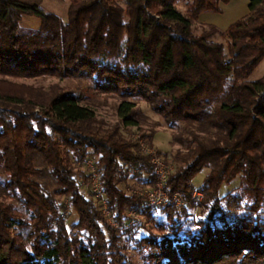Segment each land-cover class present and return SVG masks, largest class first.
Masks as SVG:
<instances>
[{
    "label": "trees",
    "instance_id": "1",
    "mask_svg": "<svg viewBox=\"0 0 264 264\" xmlns=\"http://www.w3.org/2000/svg\"><path fill=\"white\" fill-rule=\"evenodd\" d=\"M231 1L191 0L182 14L177 0H70L64 21L42 0H0V264H139L132 253L141 264H264V77L250 80L264 60V0H251L250 14L225 32L194 30L203 13L222 14ZM25 15L39 28H23ZM47 78L92 80L119 97L125 131L139 125L131 99L181 127L166 190L183 205L150 207L129 192L130 180L152 189L157 175L120 125L108 129L58 85L16 82ZM153 136L143 135L150 147ZM86 159L109 216L86 196L90 175L77 167ZM237 179L239 194L221 197Z\"/></svg>",
    "mask_w": 264,
    "mask_h": 264
},
{
    "label": "rangeland",
    "instance_id": "2",
    "mask_svg": "<svg viewBox=\"0 0 264 264\" xmlns=\"http://www.w3.org/2000/svg\"><path fill=\"white\" fill-rule=\"evenodd\" d=\"M250 1L251 0H232L230 4L222 5V14H216L212 12L203 13L200 16L199 20L194 23V30L197 34H201L204 30H207L210 25H212L217 27L220 32H225L231 24L247 17L250 14ZM190 2L191 0H177L175 7L182 14H185L189 8ZM42 6L47 12L55 14L58 17L62 18L64 21H67L70 0H42ZM21 26L26 29H38L40 26V20L37 17L25 15L23 16ZM213 40L217 43H222L227 47L228 43L226 39H224V37H222L220 34H217L213 38ZM263 77L264 60L254 71L250 80L258 81ZM16 82L25 83L27 85H33L34 87H42L44 89H48L53 85H58L59 87L64 88L65 90L72 91L74 94L82 98V105L88 106L95 111L97 117L106 123L108 129L112 128L115 125H120L122 127V130L125 132L126 136L134 140H136V136H141L142 141L146 144L143 135L148 136L153 133V147L151 148H154L156 151H158V153L166 155L165 160L175 167L173 157L176 151L181 149V146L176 141H174V136L179 135L182 131V128H170L160 116H158L151 110L150 106L146 102L137 99L130 100L136 104L135 119L138 121L139 125L137 127H130L128 131H125L123 121L119 118L118 113V108L121 105V99L111 94L99 93L96 90V84L92 80H59L57 78H47L38 80L20 79ZM139 128L142 129V132L138 131ZM77 167L87 171L86 169H84V167L79 166L78 164ZM41 169H43V171L45 172V176L41 180V182L46 185L50 190H52L55 186V180L51 177L49 170L46 167L42 166ZM208 173V170H203L194 179L193 185L196 187L195 189L197 191L203 185L204 179L208 175ZM128 183L130 187H132L129 192L137 191L138 193H141L148 189L141 187V185L137 184L135 180H130ZM240 185L241 182L239 179H237L231 185L223 186L220 192L221 197H225L233 193L239 194L238 189ZM84 189L86 196L88 197L90 195L91 186H85ZM201 199L199 201H201ZM198 213L199 210L196 211V214ZM64 215L68 219L67 226L69 230H72V226L77 222L78 219L77 214L72 208H68ZM143 221L144 223H146V219H143ZM146 225L149 226L148 224ZM75 233L76 231H73V234ZM141 233L144 234V231L142 230ZM131 255L136 258L139 264H141V261L135 253H132Z\"/></svg>",
    "mask_w": 264,
    "mask_h": 264
},
{
    "label": "built area",
    "instance_id": "3",
    "mask_svg": "<svg viewBox=\"0 0 264 264\" xmlns=\"http://www.w3.org/2000/svg\"><path fill=\"white\" fill-rule=\"evenodd\" d=\"M138 144L140 145L141 151L151 157L152 164L156 168L157 183L152 189H147L140 194L146 197L147 206L150 207H164L171 204L176 206H182L183 200L179 194L171 195L166 190V183L169 175L174 171V166L167 162L154 148L149 147L142 141L141 136H136ZM79 166L84 167L90 175V186L91 192L96 200L101 203V208L104 215L109 216V211L107 209V201L100 181V175L98 168L96 167L92 159H86L85 161L78 162ZM201 194L198 192L194 193V198L196 201L201 199ZM134 215V213H130ZM114 225V223L111 221ZM116 228H120L115 225Z\"/></svg>",
    "mask_w": 264,
    "mask_h": 264
},
{
    "label": "crops",
    "instance_id": "4",
    "mask_svg": "<svg viewBox=\"0 0 264 264\" xmlns=\"http://www.w3.org/2000/svg\"><path fill=\"white\" fill-rule=\"evenodd\" d=\"M232 25V24H231Z\"/></svg>",
    "mask_w": 264,
    "mask_h": 264
}]
</instances>
